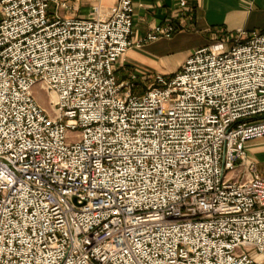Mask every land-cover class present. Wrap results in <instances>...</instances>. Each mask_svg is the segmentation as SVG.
Returning a JSON list of instances; mask_svg holds the SVG:
<instances>
[{
	"label": "built area",
	"instance_id": "2783aa9c",
	"mask_svg": "<svg viewBox=\"0 0 264 264\" xmlns=\"http://www.w3.org/2000/svg\"><path fill=\"white\" fill-rule=\"evenodd\" d=\"M69 2L0 0V264H263L264 165L245 146L264 138V28L119 78L191 7L133 39L131 0L86 19Z\"/></svg>",
	"mask_w": 264,
	"mask_h": 264
},
{
	"label": "crops",
	"instance_id": "0c3cea01",
	"mask_svg": "<svg viewBox=\"0 0 264 264\" xmlns=\"http://www.w3.org/2000/svg\"><path fill=\"white\" fill-rule=\"evenodd\" d=\"M117 0H70V10L61 9L63 17L86 19L94 15L107 16L115 7ZM134 6L132 16V38H143L146 33L164 20L173 18L184 21L177 16L180 13L178 0H131ZM191 7L193 18L187 29L175 32L170 38L160 37L146 41L140 47L131 46L125 55L116 62V66L137 67L143 71H165L170 73L172 67L182 65L194 50L204 47L219 35L236 37L238 30L251 32L264 28V0H185ZM51 3L50 8L53 9ZM179 42L187 44L181 59L175 63L172 56L177 52ZM248 155L258 162L259 168L264 165V138L246 143Z\"/></svg>",
	"mask_w": 264,
	"mask_h": 264
},
{
	"label": "rangeland",
	"instance_id": "374dc122",
	"mask_svg": "<svg viewBox=\"0 0 264 264\" xmlns=\"http://www.w3.org/2000/svg\"><path fill=\"white\" fill-rule=\"evenodd\" d=\"M220 37H223V35H219ZM228 36V35H226ZM215 39H218L215 38ZM214 40V39H213ZM177 47V52L175 53V55L172 56V61L175 63L178 59H181V57L183 56V53L185 52L186 49V45H184V42H179ZM229 47V45H227ZM192 53V52H191ZM190 53V54H191ZM190 56V55H189ZM119 61V60H118ZM185 60H183L184 63ZM181 67V64L175 67H172L171 72L170 73H166L165 71H161V72H157V73H163L165 75H172L174 73H176V71ZM116 74L117 76H119V78H126L128 75L132 74L133 72H139V71H143L137 67H132L131 69H128L127 67H124V65L122 67H118L116 66ZM149 71V70H148ZM156 72V71H153ZM35 91V95L38 98L39 103L41 104V106L45 109L48 110V112L53 115L54 111L52 110V107L50 106V102L49 100L51 99V96H49L48 93L42 92L40 91L39 87L36 86L34 88ZM262 263L264 264V260L262 261Z\"/></svg>",
	"mask_w": 264,
	"mask_h": 264
},
{
	"label": "bare ground",
	"instance_id": "6f19581e",
	"mask_svg": "<svg viewBox=\"0 0 264 264\" xmlns=\"http://www.w3.org/2000/svg\"><path fill=\"white\" fill-rule=\"evenodd\" d=\"M49 96H51V100H54L55 99V95L50 94Z\"/></svg>",
	"mask_w": 264,
	"mask_h": 264
}]
</instances>
